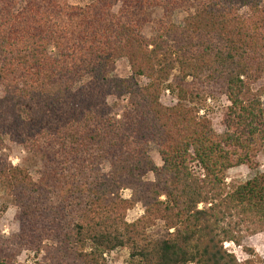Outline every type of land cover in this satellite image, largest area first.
<instances>
[{
  "label": "trees",
  "instance_id": "obj_1",
  "mask_svg": "<svg viewBox=\"0 0 264 264\" xmlns=\"http://www.w3.org/2000/svg\"><path fill=\"white\" fill-rule=\"evenodd\" d=\"M71 1L0 0V191L19 224L0 231V264H111L116 251L125 264H264L226 248L264 234V172L228 184L264 153V0ZM121 60L125 79L110 70ZM221 101L224 133L209 118Z\"/></svg>",
  "mask_w": 264,
  "mask_h": 264
},
{
  "label": "rangeland",
  "instance_id": "obj_2",
  "mask_svg": "<svg viewBox=\"0 0 264 264\" xmlns=\"http://www.w3.org/2000/svg\"><path fill=\"white\" fill-rule=\"evenodd\" d=\"M71 3L72 5L75 6L84 7L87 5L88 0H72ZM161 15H162L161 10H154L152 14L154 20L160 18ZM184 18L185 15L182 12H177L174 17L175 22L178 25L183 24ZM146 34L148 37H152L153 36L152 28H148ZM110 70L113 76L120 79L128 78L131 75V68L127 60L118 61L117 63L111 66ZM163 102L166 105H170L173 103V100L168 94H166L163 97ZM263 104H264V100H263ZM112 105H114L116 113L120 115L122 112V108L125 106V102L122 103V102L113 101ZM225 105H226L225 102L221 101L220 103L213 104L210 106L209 118L213 124L214 130L218 133H224L225 131V128L222 125L223 115L225 112ZM4 153L9 157L10 161L14 166H18L22 164L24 162L23 161L24 158L26 157V154L23 151H21L19 148H17L16 146L10 143L5 144ZM151 154L155 163L159 167H161L162 163L157 149L153 148ZM26 166H28L33 173L36 172L35 163L30 162V160H27ZM263 172H264V153L260 158L259 170L250 171L245 167L233 169L229 173L228 184L245 182L253 178L257 173H263ZM121 194L123 198L126 200H129L131 198V192L129 190H123ZM143 214H144L143 208L141 206H138L136 209L129 212L128 221L133 222L139 217H141ZM0 231L5 238H9L11 235L19 231V224L16 220V208L14 206V202L1 191H0ZM244 248L254 249L256 253L264 261V234H260L255 237L246 239L241 248H237L234 245H231L230 247H228V250L233 254H235L239 260L243 261L247 259ZM108 259L110 260L111 264H125L128 259V252L116 251L111 255H109ZM33 260H34L33 256L30 253L26 252L21 257L20 262L22 264H32L34 262Z\"/></svg>",
  "mask_w": 264,
  "mask_h": 264
},
{
  "label": "built area",
  "instance_id": "obj_3",
  "mask_svg": "<svg viewBox=\"0 0 264 264\" xmlns=\"http://www.w3.org/2000/svg\"><path fill=\"white\" fill-rule=\"evenodd\" d=\"M230 246H231V244H227V245H226V248L228 249V247H230Z\"/></svg>",
  "mask_w": 264,
  "mask_h": 264
}]
</instances>
